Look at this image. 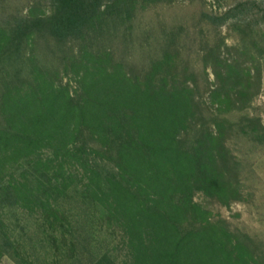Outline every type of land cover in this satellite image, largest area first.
Segmentation results:
<instances>
[{"label": "trees", "instance_id": "1", "mask_svg": "<svg viewBox=\"0 0 264 264\" xmlns=\"http://www.w3.org/2000/svg\"><path fill=\"white\" fill-rule=\"evenodd\" d=\"M158 1L33 0L0 13V260L262 264L260 245L194 195L242 197L227 141L264 142L248 112L263 38L234 22L243 43L228 45L215 27L230 9L172 31L147 63L119 58ZM12 212L33 220L32 235Z\"/></svg>", "mask_w": 264, "mask_h": 264}, {"label": "rangeland", "instance_id": "2", "mask_svg": "<svg viewBox=\"0 0 264 264\" xmlns=\"http://www.w3.org/2000/svg\"><path fill=\"white\" fill-rule=\"evenodd\" d=\"M1 1H4V4L0 6V13L4 8L11 13L16 9L26 11L33 0ZM230 9H235L231 14L232 18L227 23L215 27L216 32L226 38V43H243V32L232 27V24L249 22L257 39L263 38L261 44L264 46V0H159L157 3H150L146 10L137 14L131 33L117 45L119 58L127 57V60L138 64L147 63L161 46L172 38V31H193L200 14L216 16ZM197 31H200V28H197ZM204 31H207L206 26ZM260 63L261 87L248 112L260 117L264 126V53L260 57ZM209 78L213 80L211 73ZM227 145L241 163V199L224 206L197 192L194 200L209 211L213 219L226 220L230 229L246 233L258 243L264 264V142L257 143L245 137H234L227 141ZM7 219L12 225H17V229L25 228V232L28 231L32 235L34 223L29 216L12 212L7 215ZM0 264L15 263L4 256Z\"/></svg>", "mask_w": 264, "mask_h": 264}]
</instances>
